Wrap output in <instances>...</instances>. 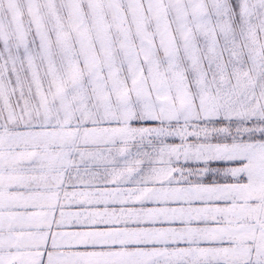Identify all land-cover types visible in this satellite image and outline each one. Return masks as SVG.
<instances>
[{"label": "snow or ice", "instance_id": "obj_1", "mask_svg": "<svg viewBox=\"0 0 264 264\" xmlns=\"http://www.w3.org/2000/svg\"><path fill=\"white\" fill-rule=\"evenodd\" d=\"M0 264H264V0H0Z\"/></svg>", "mask_w": 264, "mask_h": 264}]
</instances>
